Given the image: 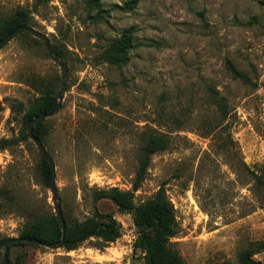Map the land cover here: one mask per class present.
Instances as JSON below:
<instances>
[{
	"label": "rangeland",
	"instance_id": "374dc122",
	"mask_svg": "<svg viewBox=\"0 0 264 264\" xmlns=\"http://www.w3.org/2000/svg\"><path fill=\"white\" fill-rule=\"evenodd\" d=\"M127 1L0 0V20L27 11L68 68L62 107L41 132L69 226L95 211L120 225L115 242L92 237L72 251L14 246L11 264H144L134 211L94 196L133 190L139 151L156 132L170 147L151 156L134 205L163 189L177 229L171 248L185 264H245L242 253L264 241V0ZM61 87L42 41L20 33L1 46L0 141L28 131L30 109ZM40 158L31 140L0 144L2 238L56 215ZM256 251L252 260L264 264Z\"/></svg>",
	"mask_w": 264,
	"mask_h": 264
},
{
	"label": "trees",
	"instance_id": "16d2710c",
	"mask_svg": "<svg viewBox=\"0 0 264 264\" xmlns=\"http://www.w3.org/2000/svg\"><path fill=\"white\" fill-rule=\"evenodd\" d=\"M137 4V0H130L125 3V7L132 9ZM21 26L32 25L30 14L24 9L16 10L15 14L0 20V40L7 37L15 29ZM24 35L30 36L28 33L22 32ZM127 35L117 41L116 49L110 59L115 56V62H118V57L115 54L123 53L127 49ZM57 50V49H56ZM57 52L60 54L59 50ZM231 71L235 78H240L247 81V77L231 67ZM57 103L55 89H48L40 98V100L30 109L26 115V122H30L38 116L53 112ZM45 121V120H44ZM43 121L37 123L33 128V134L41 142L43 134L41 125ZM30 141L28 131L23 132L19 137L13 139H2L0 141L1 148H8L18 142ZM170 147L169 137L165 133L156 132L150 133L145 139L139 151V163L133 183V190L120 191L111 189L109 191H98L94 200L102 199L111 200L122 211H134L135 222L137 226L144 232V264H185L181 256L172 250L171 239L177 235L176 222L173 215V209L170 206L165 192L160 190L153 198L147 201L144 205L136 207L134 205L135 192L141 187L147 173L148 165L151 156L157 152L165 151ZM42 181L49 185L51 179V168L41 154L38 164ZM61 206V205H60ZM65 224L66 236L62 248L72 251L77 249L86 240L96 237L103 239L107 243L115 242L120 236V225L112 215H103L104 220H99L102 217L98 211H95V217L87 219L84 223L69 226V220L65 216L61 208ZM19 238H29L45 242L47 244H57L62 238V230L59 219L56 215H38L32 221H28L24 225V230ZM10 238L0 237V253L1 262L3 260V249L6 242ZM17 245H27V243H16L10 246L8 264H11V248ZM256 250L264 251V241L259 244ZM256 250H246L242 253V260L245 264H259L252 260V255Z\"/></svg>",
	"mask_w": 264,
	"mask_h": 264
},
{
	"label": "water",
	"instance_id": "95a60500",
	"mask_svg": "<svg viewBox=\"0 0 264 264\" xmlns=\"http://www.w3.org/2000/svg\"><path fill=\"white\" fill-rule=\"evenodd\" d=\"M22 32L28 33L31 36H33L34 38H36V39H38L44 43L52 61L59 66V68L61 70V74H62V87H61L60 92L57 95V103H56L55 109L53 110V112H51L49 114H45V115L35 117L30 122L29 128H28V134H29L30 140L35 144V146L37 147L39 152L45 157V159L47 160V162L51 168L52 174H51V179H50L49 185H50V190L52 193V199H53L54 206H55V212H56V215H57L59 222H60V225H61L62 238H61L60 242H58L57 244H47L45 242H40L38 240H33V239H29V238H10L6 242L4 249H3L2 264H8V260H9L8 253H9L10 246L13 244H16V243L36 244V245L44 246V247H47L50 249H57V248H61L63 246V244L65 242V236H66V224H65L64 216H63L61 206L59 203L58 189L56 186L55 163H54L51 155L48 153L47 149L44 147L43 143L37 137L34 136L33 128L37 123L44 121V120L56 115L59 112V109L62 107L64 94L68 88V68H67L66 64L64 63V61L61 59L60 54L57 52V50L55 49V47L51 43L50 39L45 34H43L42 32H40L37 29L30 27V26H21V27H18L17 29H15L7 37L0 40V47L7 44L15 36H17L18 34H20Z\"/></svg>",
	"mask_w": 264,
	"mask_h": 264
}]
</instances>
